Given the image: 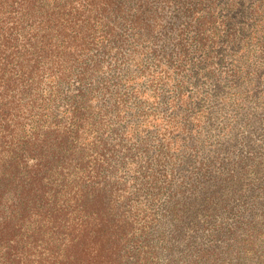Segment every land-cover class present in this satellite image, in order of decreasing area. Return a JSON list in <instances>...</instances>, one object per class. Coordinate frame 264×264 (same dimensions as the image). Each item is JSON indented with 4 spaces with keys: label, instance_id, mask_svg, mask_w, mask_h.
<instances>
[{
    "label": "rangeland",
    "instance_id": "374dc122",
    "mask_svg": "<svg viewBox=\"0 0 264 264\" xmlns=\"http://www.w3.org/2000/svg\"><path fill=\"white\" fill-rule=\"evenodd\" d=\"M11 135L121 264H264V0H0Z\"/></svg>",
    "mask_w": 264,
    "mask_h": 264
},
{
    "label": "trees",
    "instance_id": "16d2710c",
    "mask_svg": "<svg viewBox=\"0 0 264 264\" xmlns=\"http://www.w3.org/2000/svg\"><path fill=\"white\" fill-rule=\"evenodd\" d=\"M70 114L69 135L79 129L76 111ZM4 138L0 143L1 152L7 154L6 158L0 156L2 264H121L116 249L104 248L114 230L107 236L100 234L102 221L97 217L93 218L98 220L95 224H88L94 213H86L89 201L84 198L91 193L77 191L64 194V199L60 190H47L44 183L55 181L43 175L46 163L36 158L38 163L30 165L34 158L23 147L32 137L20 141L12 135ZM131 263L124 260L123 264Z\"/></svg>",
    "mask_w": 264,
    "mask_h": 264
}]
</instances>
